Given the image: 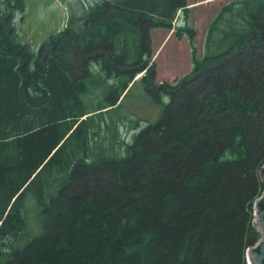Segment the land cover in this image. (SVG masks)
Returning a JSON list of instances; mask_svg holds the SVG:
<instances>
[{"label": "trees", "instance_id": "obj_1", "mask_svg": "<svg viewBox=\"0 0 264 264\" xmlns=\"http://www.w3.org/2000/svg\"><path fill=\"white\" fill-rule=\"evenodd\" d=\"M63 2L65 26L33 50L16 26L24 0H0V264H247L264 0L223 4L202 57L186 0ZM155 28L189 40L192 70L175 82L156 80ZM139 82L161 111L117 151L122 117L106 115ZM29 200L40 229L19 246Z\"/></svg>", "mask_w": 264, "mask_h": 264}, {"label": "rangeland", "instance_id": "obj_2", "mask_svg": "<svg viewBox=\"0 0 264 264\" xmlns=\"http://www.w3.org/2000/svg\"><path fill=\"white\" fill-rule=\"evenodd\" d=\"M93 1L83 0V4L88 7ZM228 1L230 0H186L190 17L188 24L196 31L194 45L197 57L203 55V43L208 24L219 8ZM24 2L23 17H17L16 26L20 40L29 43L30 47L35 50L45 36L65 26L68 16L67 7L63 0H24ZM77 7L76 5V13H78L77 10L83 11ZM183 21L182 12L177 13L174 24L183 25ZM165 30L172 31V36L166 37ZM173 30L160 28L154 33L153 39L151 37L157 81L175 82L192 70L189 40L185 35L177 38ZM143 90L142 82L136 83L130 94L122 101V105L117 108L118 110L111 116L106 115L107 120L114 119L116 115L122 117L115 122L118 135L113 145L117 151L123 150V143L120 141L129 142L134 132L155 120L160 114L161 106L154 103ZM163 101L167 102L168 97L163 96ZM137 118L139 119L138 125L134 122ZM105 134L109 135L110 132L105 129ZM27 205L26 232L18 239L16 244L19 246H22L32 236L28 237V234L36 233L40 229V220L32 206L33 201H27ZM253 222L255 224L254 220Z\"/></svg>", "mask_w": 264, "mask_h": 264}, {"label": "water", "instance_id": "obj_3", "mask_svg": "<svg viewBox=\"0 0 264 264\" xmlns=\"http://www.w3.org/2000/svg\"><path fill=\"white\" fill-rule=\"evenodd\" d=\"M261 180L264 181V164L259 169ZM255 222L260 237L254 245L249 246L245 251L247 264H264V192L254 201Z\"/></svg>", "mask_w": 264, "mask_h": 264}, {"label": "crops", "instance_id": "obj_4", "mask_svg": "<svg viewBox=\"0 0 264 264\" xmlns=\"http://www.w3.org/2000/svg\"><path fill=\"white\" fill-rule=\"evenodd\" d=\"M194 5H195V4H194ZM189 20H190V17H189ZM159 29H160V28L152 29V31H151V37H152V39H153V35H154V33H156V31H159ZM165 33H166V37L169 36V35L172 36V35H171V34H172V31H166V30H165Z\"/></svg>", "mask_w": 264, "mask_h": 264}]
</instances>
